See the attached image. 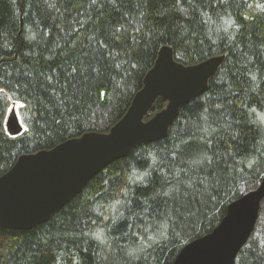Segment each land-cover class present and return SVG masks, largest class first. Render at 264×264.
Instances as JSON below:
<instances>
[{"label":"trees","instance_id":"16d2710c","mask_svg":"<svg viewBox=\"0 0 264 264\" xmlns=\"http://www.w3.org/2000/svg\"><path fill=\"white\" fill-rule=\"evenodd\" d=\"M163 46L184 65L225 59L165 139L109 164L47 222L0 229V264H172L264 176V0H0V177L21 155L109 131ZM254 233L235 264H264Z\"/></svg>","mask_w":264,"mask_h":264},{"label":"water","instance_id":"95a60500","mask_svg":"<svg viewBox=\"0 0 264 264\" xmlns=\"http://www.w3.org/2000/svg\"><path fill=\"white\" fill-rule=\"evenodd\" d=\"M224 59V55L213 56L184 65L173 58L170 47H161L141 90L109 131L86 132L50 150L21 155L0 177V229L28 231L47 222L109 164L126 158L140 145L165 139L180 109L207 91ZM159 99L165 106L148 117ZM13 107L5 130L16 137L23 127ZM263 201L264 176L228 206L210 233L186 244L172 264H235L254 231Z\"/></svg>","mask_w":264,"mask_h":264},{"label":"rangeland","instance_id":"374dc122","mask_svg":"<svg viewBox=\"0 0 264 264\" xmlns=\"http://www.w3.org/2000/svg\"><path fill=\"white\" fill-rule=\"evenodd\" d=\"M256 187L255 185H250L242 188V191L244 193H247L254 189ZM254 239L258 240L262 250L264 251V201L261 204L258 220L255 226V233H254Z\"/></svg>","mask_w":264,"mask_h":264},{"label":"snow or ice","instance_id":"6c2138e0","mask_svg":"<svg viewBox=\"0 0 264 264\" xmlns=\"http://www.w3.org/2000/svg\"><path fill=\"white\" fill-rule=\"evenodd\" d=\"M76 70L74 69L73 72H75ZM74 78V77H73ZM67 87V86H66ZM0 93H2V90H0ZM53 95L55 96V93H53ZM57 100L59 101L58 104H56V108L59 109L61 107H64L66 109L67 104L69 103V99H68V94L65 91L63 96L57 97ZM21 107H24V105H20ZM8 111H12L14 112V107L7 109ZM58 123V122H57Z\"/></svg>","mask_w":264,"mask_h":264}]
</instances>
